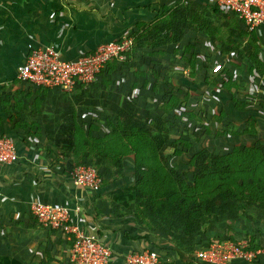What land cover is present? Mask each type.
I'll list each match as a JSON object with an SVG mask.
<instances>
[{
	"label": "trees",
	"instance_id": "1",
	"mask_svg": "<svg viewBox=\"0 0 264 264\" xmlns=\"http://www.w3.org/2000/svg\"><path fill=\"white\" fill-rule=\"evenodd\" d=\"M205 1L209 3L203 4L198 1L200 3H197L198 8L195 12L184 8L177 13H173L174 4L175 7L177 6V2H173L174 4L168 8V10H172L168 18L169 26L172 25L171 29L163 31L158 23L154 26H148V31H145L141 38L132 40L130 52L125 53L126 60L130 58L133 49L140 47L147 36L152 37L150 45L158 47L160 44L180 41L187 31L189 34L191 33L189 44L181 48L182 52L178 56H175L174 53L179 52V50L174 47L173 56L169 58L170 64L167 67L175 71L176 68L171 63L173 61L176 65L189 68L190 72H194L196 70L194 51L196 41L192 39H195V35L197 33L205 34L210 42L216 43L218 34L227 33L230 38L225 47V52H234L235 61L227 60L223 63L222 70L216 73L212 80L205 79L204 83L210 88L216 87L221 90V93L214 94L216 99L222 104L226 102L227 105L231 106L233 116L242 117V121H246L244 129L232 130L228 136L253 139L254 143L249 144L243 140L244 143L233 144L231 150L226 153L200 150L189 159L190 165L194 168L191 178L183 177L180 179L179 176H173V173L161 159V143L157 137L158 132L153 133L140 123H124L125 119L120 118L122 115L116 116L114 122L108 120L109 132L107 134L94 136L93 131H97V126L91 123L86 132L81 125L73 121L70 125L60 126L56 130L55 136L49 138L52 146L48 147V152L54 166H60L64 173L71 176L74 166L93 162L98 175L101 177V187L94 192L99 195L103 190L105 191L110 186L115 185L114 190L108 192L110 201L116 205L118 210H121L122 214L133 217L134 221L141 227V233L131 236L126 232L124 238L130 241L143 240L146 242L149 249L157 253L161 264H202L203 261L196 258L195 251L206 248L211 242L220 241V239H212L213 236L207 232V227L204 226L206 239L199 238V242L191 246L190 242H186L184 238L178 236L181 229V225L176 220L178 213L182 212L188 218H191L190 216L193 218L197 214L200 217L205 214L208 215L213 208L211 204L217 198L226 197L233 199L244 209L246 205L264 208V140L260 139L259 135V125L262 126L264 133V94H254L253 96L249 93L252 97L250 99L243 93H236L235 90L240 83L231 67L243 68L242 63H238L237 59H248L251 64L249 73L253 74L252 80L257 81L256 85L252 83L253 86L262 84L264 87V58L262 59V56L259 55V52L264 53L261 49L262 42L254 31L245 27L241 20L237 18V22L234 21L236 16L233 14H231L230 20L227 18L229 16H226L224 25L221 24L219 12L223 9L212 0ZM204 7L206 8L204 9ZM234 22L237 23L238 27L233 26ZM142 38L143 40H141ZM245 40L246 42L243 43ZM163 53L164 50L162 49L148 50L145 55H149V57L144 56L147 57L144 62L149 64L147 65L148 71L143 70L144 68H137L135 74L145 78L147 76L156 78L159 71L155 72V69L162 65L160 60L156 59V55ZM180 55L182 56L180 57ZM126 60L124 59L123 62ZM123 62L119 64L116 59H113L107 62L105 67L110 66L117 69V66L118 68L120 65L123 66ZM253 69L259 75L255 74ZM192 78L184 74L183 83L194 85ZM237 78L241 79L242 77ZM27 83L38 89H43V92L54 89ZM147 83L148 81L145 80L142 89L147 87ZM154 85L153 83L152 86ZM163 98L165 99L160 105L163 116L161 119L159 118L163 127L160 134L162 138L165 132L169 130L167 127L173 126L175 120L179 118L175 111L184 105V102H179L172 93ZM255 113H258L262 120ZM225 114H229L228 110L222 112V115ZM240 124L238 126H241ZM26 126L22 125L13 130L17 135H20L24 145H29L35 141V138L39 137L40 131ZM221 134L217 133V135ZM178 142L185 150L191 147V144L185 140H178ZM93 150L97 155L91 153ZM181 152L180 150L177 151V153ZM102 161L106 165L101 164ZM127 172L130 173L129 176ZM109 178L112 179L108 181ZM239 201L241 203H238ZM187 225L188 232L193 231L192 225ZM59 232L64 234L62 231ZM240 239V236L236 235H231L228 238L234 242L240 241ZM259 248H264V231L258 238L250 237L247 243V249L256 250ZM168 255H174L173 260H166L165 256ZM0 264L22 263L14 258L0 255ZM230 264H264V256H259L250 263L237 260L236 263Z\"/></svg>",
	"mask_w": 264,
	"mask_h": 264
},
{
	"label": "crops",
	"instance_id": "2",
	"mask_svg": "<svg viewBox=\"0 0 264 264\" xmlns=\"http://www.w3.org/2000/svg\"><path fill=\"white\" fill-rule=\"evenodd\" d=\"M191 1L0 0V135H6L13 140L18 154L14 162H0V255L14 258L22 264H71L69 256L72 240L65 233L43 228L30 213L29 208L33 201L70 205L72 208L78 205L80 211H73V216L77 217L84 232L96 235L118 256L109 264H128L122 257L126 253L149 249V245L143 240L130 241L124 238L126 232L131 236L141 233V227L133 217L122 214L110 201L108 192L114 190L115 185L98 195L89 188L77 186L60 166H54L48 152V147L52 146L49 130L70 125L75 120L72 113L76 108L67 101L69 97L61 95L60 90L43 92V89L20 81L16 77V68L30 51L28 43L34 47L54 43L62 59L72 60L81 54L91 53L104 41L120 39L123 36H130L135 41L148 31V26L156 23L163 31L170 30L172 25L169 26L168 18L172 10L173 13L181 12L186 8L185 4ZM198 1L203 4L208 2L195 0ZM173 2H177L176 7ZM171 4H174V8L168 10ZM255 33L260 38L261 49L264 51V37ZM151 41L152 37L147 36L140 47L133 49L127 60L134 65L139 64L144 56L149 57L145 55L148 50L158 47L164 50L168 45L152 46ZM245 42L246 40L243 41ZM184 45L185 43L181 47ZM259 55L264 58V53L259 52ZM229 60L235 61L232 57ZM197 61L198 58H195V65H198ZM117 62L120 64L123 61ZM237 62L243 65L245 74L242 75L252 79L248 59H237ZM231 67L235 76L242 77L239 76V68ZM117 69L121 71L118 66ZM117 69L106 66L95 78L94 89H97L101 97L97 99L98 107L101 106L100 112L107 113L114 108L116 113H121L120 98L125 104L133 100L125 90L126 85L120 86L119 83L121 88L118 91L115 84L112 92L106 90L102 93V88H106L113 80L110 79L117 74ZM253 72L257 73L255 69ZM250 88L252 94H264L262 84L252 85ZM80 91L82 90L77 92ZM129 93L132 95L134 92ZM211 93H221V90L213 88ZM59 99L65 100V105L60 106ZM90 106L94 104L91 103ZM68 113L69 116L65 117ZM81 123L85 127L86 122H79L80 125ZM22 125L39 129L40 135L32 144L24 145L20 135L14 132V128ZM259 126L261 139L264 133L262 126ZM42 155L48 157L45 166L38 164V156ZM173 257L174 255H168L165 259L171 261Z\"/></svg>",
	"mask_w": 264,
	"mask_h": 264
},
{
	"label": "rangeland",
	"instance_id": "3",
	"mask_svg": "<svg viewBox=\"0 0 264 264\" xmlns=\"http://www.w3.org/2000/svg\"><path fill=\"white\" fill-rule=\"evenodd\" d=\"M192 1L190 3L187 2L185 5L186 8H188V11L190 10L193 12L194 10L195 12L198 8V2H195V0ZM205 8L206 7H204V9ZM219 13V22L221 24L224 25L226 16H229L227 18L230 20L231 14L227 11L222 10ZM234 21L237 22V17L234 18ZM236 22H234L233 25L235 28L238 27ZM229 32L231 33V30ZM187 33L188 32L186 31L184 34L185 36L180 39V42L177 40L174 43L166 45L164 47L165 54L156 55V59L158 61L160 60V63L162 64L155 69V72L159 71V75H157L156 78L151 76L145 78L144 76L135 74L137 68H144L143 70H147V65L149 64L144 62L147 57H143V61L135 65L131 61L126 60L127 62L124 61L122 64L123 66L120 65L121 71L117 69V74H114L111 77L110 80H113L109 82L108 86L102 88V90L99 89L104 94L106 90L112 92L115 84L117 91L121 88L120 86L126 85L125 90L133 100H131L129 104H125L124 100L120 98L122 105V108H120L121 113H116L114 108L111 109L112 112L111 110L107 113L100 112L101 106L98 107L97 99L99 100L101 97L99 92H97V89H94L95 80L87 88H76L69 92L60 91L62 96L69 97L67 101L72 103L73 107L76 108L74 113H72L75 118L74 121L78 124L79 122H86L85 127L83 123H81V126L83 125V130L87 132L91 123L92 125L97 126V131H93L94 136L107 134L109 132L108 120L114 122L116 116L118 117L121 115L120 118L125 119L124 123H140L146 126L149 131L153 133L158 132L157 137L161 143V159H163L166 167L173 173V176H179L180 179L183 177L191 178L194 168L190 165L189 159L194 153H197L200 150L206 152L226 153L231 150L233 144L244 143V141L249 144L255 142L253 139L241 137L233 138L228 136L232 130L238 131L244 129L246 121L243 122L242 117L233 116L231 106L227 105L226 102H223L225 104H222L216 99L211 93L213 88L216 87L210 88V86H207L204 83L205 79L210 81V79L212 80L215 77L216 73L214 74L212 71L214 65L221 64L223 68V63L227 62L231 57L235 60L234 52L233 54L225 52V47L227 42L229 43L230 38L227 33L223 35L218 34L216 43H211L212 45H210V39L205 34L197 33L195 39L191 38L193 41H196V48L194 51L195 56H198L196 57L198 58V65H195L196 70L194 72H190L189 68L176 65L173 61H171V63L176 68L175 71L168 69L167 66L170 64L169 58L173 56L174 47L179 50V52L174 53L175 56H178L182 52L181 46L184 43L185 45L189 44V35L191 33ZM178 42L180 43L179 46L177 45ZM205 45H207V47ZM158 49L160 48L158 47ZM158 49H153V51ZM181 56L182 55H180V57ZM184 74L188 77H193L194 85H185L183 83L182 77ZM242 74H245V72H243V68H240L239 76H242V78L240 79L236 76L240 85L235 92H238V94L243 93V95L251 99L252 97L249 94L251 89L250 86L253 84L256 85L257 81H253L248 76L245 77ZM145 80L148 81L147 87L142 89ZM116 81L118 82L116 83ZM118 83L121 85L119 86ZM153 83L155 84L154 86H152ZM75 90L82 91L77 92ZM116 90L115 92H117ZM136 90H139V92ZM130 91L134 93L131 95V93H129ZM171 93L176 96L179 102H184V105L175 111V113L179 115V118L175 120L173 126L167 127L169 130L165 132L162 138L160 134L162 133L161 130L163 127L159 118L161 119L163 113H161L160 105L162 100L165 99L163 97ZM252 95L254 96V94ZM58 101L60 106H62V104L65 105V100L59 99ZM91 103L94 104V106H90ZM227 110L229 114L222 115V112ZM96 111L98 112L96 113ZM64 112L66 111L64 110ZM62 115L63 114L61 113V116ZM255 115L257 117L260 116L258 113H255ZM67 116H69V113L65 114V117ZM259 119L262 120L261 116ZM88 121L89 123H87ZM239 123H241V126H238ZM49 131L51 132L52 138L57 133L56 130ZM217 133L222 134L217 135ZM262 139L264 140V135ZM178 140L189 142L191 147L186 150L183 149L184 147L180 145ZM178 150L182 152L177 153ZM91 153L95 154L96 152L93 150ZM89 164L94 167L93 162ZM101 164L106 165L103 161ZM127 175L129 176L130 173L127 172ZM110 179L112 178H109L108 181H110ZM238 203L241 202L239 201ZM211 206L213 208L208 215L205 214L200 217V215L197 214L193 218L192 216H190L191 218H188L184 216V213L180 212L176 216V220L179 222V225H181L178 236L184 238L186 242H190L191 246H194L199 242V238L206 239L205 227H207V232H210L213 236L212 239L215 240H228L231 235H236L240 236V240L248 243L250 237L254 236L255 238H258L262 235L264 231L263 207L246 205L244 209L241 205H238L233 199L231 200L228 197L217 198ZM187 224L192 225L193 231L188 232L189 229ZM260 230L263 231L258 232Z\"/></svg>",
	"mask_w": 264,
	"mask_h": 264
},
{
	"label": "built area",
	"instance_id": "4",
	"mask_svg": "<svg viewBox=\"0 0 264 264\" xmlns=\"http://www.w3.org/2000/svg\"><path fill=\"white\" fill-rule=\"evenodd\" d=\"M224 11L235 15L245 27L264 37V0H212ZM132 38L123 36L120 39L102 42L89 54L77 58L62 59L56 44L34 47L27 44L30 50L24 61L17 66L16 77L35 86L59 89L69 92L76 88H87L106 63L116 59L123 61L125 53L130 50ZM222 70L221 64L213 67L214 73ZM18 154L13 140L0 135V162L16 161ZM39 166H45L48 157L38 156ZM71 177L77 186L97 191L101 187V177L90 164H79L73 167ZM30 213L45 229L64 232L72 240L69 261L71 264H109L117 259L112 249L96 235L85 233L73 211L79 212L75 205H52L42 201L30 204ZM75 218V220H74ZM242 241V242H241ZM196 258L210 264H230L237 260L253 262L264 256V248L247 249V242L240 240H220L211 242L206 248L195 251ZM128 264H161L157 253L150 249L128 252L122 256ZM120 258V257H119Z\"/></svg>",
	"mask_w": 264,
	"mask_h": 264
}]
</instances>
